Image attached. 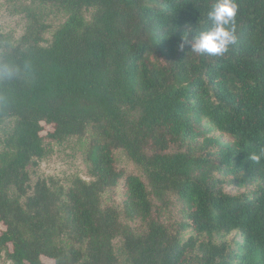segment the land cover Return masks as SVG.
<instances>
[{"label": "trees", "instance_id": "obj_1", "mask_svg": "<svg viewBox=\"0 0 264 264\" xmlns=\"http://www.w3.org/2000/svg\"><path fill=\"white\" fill-rule=\"evenodd\" d=\"M6 1L25 24L17 37L0 32L5 258L264 264V157L250 159L264 149V0H236V41L222 56L179 47L211 23L216 0ZM84 136L88 181L58 193L30 184L28 165ZM117 151L141 174L120 167ZM120 184V203L105 204Z\"/></svg>", "mask_w": 264, "mask_h": 264}, {"label": "rangeland", "instance_id": "obj_2", "mask_svg": "<svg viewBox=\"0 0 264 264\" xmlns=\"http://www.w3.org/2000/svg\"><path fill=\"white\" fill-rule=\"evenodd\" d=\"M64 18L65 14L51 15L48 18L47 21L50 27L45 32V37L47 39ZM24 24L25 19L19 12L18 7L6 0H0V32L17 37L22 33ZM9 128L10 122L8 120L0 122V148L1 142L6 136ZM46 129H49V126H46ZM213 135L223 141H229L227 136L219 132L214 131ZM87 142L88 138L84 136L52 144V148L47 156L36 159L28 165L27 170L30 175V184L33 185L37 180L44 179L51 189L58 193L61 190H66L74 178L78 177L88 181L90 178L88 175V162L86 160ZM116 162L120 167L127 170H134L136 173L141 174L134 165L125 159L120 151L116 152ZM252 189V186H247L243 189L228 188L227 191L239 194L245 191H251ZM102 199L105 204L120 203L122 199L121 184L113 190L104 193ZM122 221L126 224L128 223L136 232L141 228L139 222H130L125 219ZM2 228L3 225L0 222V229ZM237 238H239V235L237 233H232L228 236L227 240L232 243L237 240ZM46 261L48 260L46 259ZM49 262L52 264L51 261ZM0 264H12L5 258L3 250L0 252Z\"/></svg>", "mask_w": 264, "mask_h": 264}, {"label": "clouds", "instance_id": "obj_3", "mask_svg": "<svg viewBox=\"0 0 264 264\" xmlns=\"http://www.w3.org/2000/svg\"><path fill=\"white\" fill-rule=\"evenodd\" d=\"M238 12L236 0H216L207 13L210 24L204 27L189 41L188 36H181L179 47L184 48L190 43V50L199 55L222 56L236 41L235 19ZM264 157V149L259 154L252 153L250 159L259 163Z\"/></svg>", "mask_w": 264, "mask_h": 264}]
</instances>
